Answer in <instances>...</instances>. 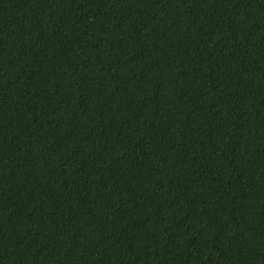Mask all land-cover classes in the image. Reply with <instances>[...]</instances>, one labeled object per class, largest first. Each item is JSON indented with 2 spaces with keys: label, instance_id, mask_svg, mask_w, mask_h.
Here are the masks:
<instances>
[{
  "label": "trees",
  "instance_id": "16d2710c",
  "mask_svg": "<svg viewBox=\"0 0 264 264\" xmlns=\"http://www.w3.org/2000/svg\"><path fill=\"white\" fill-rule=\"evenodd\" d=\"M0 264H264V0H0Z\"/></svg>",
  "mask_w": 264,
  "mask_h": 264
}]
</instances>
